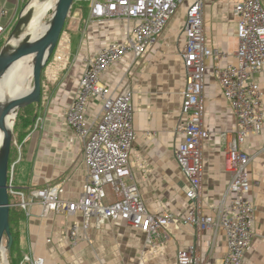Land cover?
Masks as SVG:
<instances>
[{"label":"crops","instance_id":"1","mask_svg":"<svg viewBox=\"0 0 264 264\" xmlns=\"http://www.w3.org/2000/svg\"><path fill=\"white\" fill-rule=\"evenodd\" d=\"M28 0H0L6 10L2 25L3 38ZM240 0H204V30L210 46L228 54L221 65L234 64L239 47L238 17L235 6ZM187 5V4H186ZM186 5L170 20L154 46L134 61L128 56L114 64L103 75L109 95L125 87L133 90L136 139L131 152V168L142 200L149 213H170L175 221L162 230L159 240L123 221H105L99 226L93 220L90 228H81L82 215L75 217L54 212L43 217L42 207L30 208L20 222V240L25 241V257L43 258L47 264H178V254L199 242L201 264H221L227 253L224 231H205L200 240L196 229L181 223L195 207L187 197L189 180L176 160L175 153L184 142L180 131L182 93L187 85L183 51L186 43L184 26ZM82 11L76 9L62 34L60 43L43 71V112L24 145L29 146L20 159L29 162L30 185L22 190L16 185L15 170L11 177L12 195L28 199L39 188L63 184L64 199L78 200L87 177L84 143L65 123L67 109L74 102L83 76L86 60L105 45L119 41L134 25L132 21H87L82 24ZM219 63L206 61L207 77L204 99L205 129L210 137L204 145L202 213L217 216L231 182L226 171V152L235 139L237 119L223 95L213 68ZM252 81L263 93L264 72ZM101 99L90 100L86 118L95 126L102 112ZM242 149L253 156L249 167L252 184L249 199L256 205L254 236L246 250L244 264H264V128L251 133ZM12 165V166H13ZM23 185V182L22 184ZM15 193V195H14ZM233 196L227 197L229 204ZM73 223L80 224L77 245L66 235ZM23 252V251H22Z\"/></svg>","mask_w":264,"mask_h":264},{"label":"built area","instance_id":"2","mask_svg":"<svg viewBox=\"0 0 264 264\" xmlns=\"http://www.w3.org/2000/svg\"><path fill=\"white\" fill-rule=\"evenodd\" d=\"M83 2V0H77ZM187 4V5H186ZM186 5L183 60L187 85L184 89L180 131L184 142L175 153L176 160L189 180L187 197L196 207L181 223L196 229L200 240L205 231L222 230L227 237V253L221 264H244L246 250L254 236L257 207L249 199L252 184L249 167L254 158L242 147L249 135L264 128L263 93L252 81L253 75L264 72V0H240L235 6L238 17L239 47L234 64L221 65L228 54L212 47L204 30V0H89V21H132L133 27L119 41H113L86 60L74 102L67 109L65 123L84 143L87 177L78 200L63 198L64 185L39 188L17 207L29 215L33 206L43 209V217L56 214L82 215L81 228L87 231L93 220L99 226L105 221H123L149 235L162 238V230L175 221L170 213L148 212L131 168V152L136 139L133 90L125 87L117 95H109L102 82L103 75L126 57L142 58L154 46L170 20ZM6 10H0V37L6 28L2 20ZM218 61L213 76L221 85L223 95L237 119L235 139L226 152V171L231 182L217 216L202 213V183L204 177V145L210 135L205 129L204 99L207 77L206 61ZM103 102L95 126L88 124L86 113L90 100ZM21 154L22 147L16 143ZM15 165L9 168L11 177ZM15 195V193H14ZM233 196L229 204L227 197ZM80 224L73 223L66 235L74 246L80 241ZM199 242L178 254V264H201ZM30 264H47L43 258L25 257Z\"/></svg>","mask_w":264,"mask_h":264},{"label":"water","instance_id":"3","mask_svg":"<svg viewBox=\"0 0 264 264\" xmlns=\"http://www.w3.org/2000/svg\"><path fill=\"white\" fill-rule=\"evenodd\" d=\"M75 1L57 0L47 32L35 40L31 38L23 40L16 48L10 50L8 45L11 37L20 26V20L11 37L0 50V78L23 58L34 56L30 93L9 101L0 107V129L4 131L3 145L0 150V264L4 261L9 263L8 254L12 252L14 244L10 227V209L12 205L10 203L9 166L16 121L22 108L34 103H40L42 100V74L60 43ZM12 111L15 112V117L10 130L5 127L4 120L6 113H11Z\"/></svg>","mask_w":264,"mask_h":264},{"label":"bare ground","instance_id":"4","mask_svg":"<svg viewBox=\"0 0 264 264\" xmlns=\"http://www.w3.org/2000/svg\"><path fill=\"white\" fill-rule=\"evenodd\" d=\"M56 1L57 0H34L22 12L20 26L11 37L8 49L13 50L23 40L30 38L35 40L43 36L51 24L52 14L56 8ZM49 14H51L49 25L39 28ZM42 31H44V34L38 37ZM33 68L34 56H28L20 60L4 73L0 78V107L9 101L22 97L23 82L28 79L32 80ZM30 91H28L27 94H29ZM14 117L15 112L13 111L5 115V127H8L10 130L13 125ZM3 140L4 131L0 129V150L3 145Z\"/></svg>","mask_w":264,"mask_h":264},{"label":"trees","instance_id":"5","mask_svg":"<svg viewBox=\"0 0 264 264\" xmlns=\"http://www.w3.org/2000/svg\"><path fill=\"white\" fill-rule=\"evenodd\" d=\"M76 9H81L82 14H83L82 19H81V23L84 24L87 21V19L89 18V1L83 0V2H79L76 0L74 5H73V8L71 10L70 15H72ZM69 21H70V18L67 19L63 33L65 31H67ZM6 42H7V40L5 39V37L0 39V50L3 48V46L5 45ZM43 80H44V76L42 74V81ZM42 112H43L42 100L40 103L31 104L27 107L22 108L19 111V115H18V118L16 121L15 130H14L11 153H12V150L14 147L17 149L16 143L22 147V150H23L24 145L26 144L25 142L20 143V141L16 139L15 134L17 131V127L19 125L20 126L25 125L28 128V130L26 131V135L24 136V139L26 140L27 137L29 136V134L35 128L39 117L42 115ZM17 151H18V149H17ZM12 165L13 164L11 163V155H10V166H9V168ZM10 203L12 205L11 209H10V227H11L12 236L14 238V244H13L12 252L10 254H8V259H9L10 264H25L26 263L25 258H24L25 256H23V253H22L20 246H19V243H20V241H19L20 240L19 226H20V222L25 217V212L23 211V209L16 206L18 204V201H16L14 199V197L11 193H10Z\"/></svg>","mask_w":264,"mask_h":264},{"label":"rangeland","instance_id":"6","mask_svg":"<svg viewBox=\"0 0 264 264\" xmlns=\"http://www.w3.org/2000/svg\"><path fill=\"white\" fill-rule=\"evenodd\" d=\"M33 1L34 0H28V2L20 8L21 13L15 19V21H14L11 29L9 30V32L4 36L6 40H8L11 37V35L14 32L16 26L20 22L22 12ZM87 1H89V0H87ZM50 17H51V14L48 15V17L46 18V20L44 21V23L39 28L48 26L49 25V21H50ZM42 34H44V31H42V33L39 34L38 37H40ZM31 81L32 80L28 79L25 82H23V89H22V92H21L22 97L25 96L27 94V92L31 90V87H32L31 86ZM27 130H28V128L25 125H21V126L19 125L17 127V131H16V134H15V137H16L17 140L20 141V143H23V142L26 143L27 142V139L26 140L24 139V136L26 135V131ZM28 148H29L28 145H26L24 147V150H23L24 155H26V150ZM11 163L12 164H17L16 165V170H15L16 185L22 187V190L25 191V188L29 187V185H30L29 184L30 183V178H29V176H30L29 175V173H30L29 172V162H28V160H27L26 157L20 159V154L17 151V149L14 147L13 150H12V153H11ZM22 182H23V185H21ZM19 246H20L21 251H23L22 252L23 253V256H25L24 255L25 254V251H26L25 241H20ZM2 264H10V262L7 263V261H4V262H2ZM25 264H30V263L29 262H26Z\"/></svg>","mask_w":264,"mask_h":264}]
</instances>
